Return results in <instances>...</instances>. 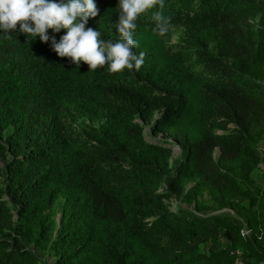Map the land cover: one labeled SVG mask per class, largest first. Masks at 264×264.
I'll return each instance as SVG.
<instances>
[{
    "label": "trees",
    "instance_id": "obj_1",
    "mask_svg": "<svg viewBox=\"0 0 264 264\" xmlns=\"http://www.w3.org/2000/svg\"><path fill=\"white\" fill-rule=\"evenodd\" d=\"M95 2L99 14L86 28L115 42L119 0ZM163 3L135 21L133 51L145 54L139 71L78 68L51 41L0 33V264H40L35 247L54 255L45 264L264 260V175H252V144L262 136L254 128L264 124V0ZM157 11L184 22L182 42L169 47L152 31ZM65 32L49 29L57 40ZM68 108L107 115L86 137L68 138ZM137 117L166 137L147 140ZM228 122L234 130L216 131ZM176 143L181 153L170 163ZM217 146L227 165L212 157ZM186 175L198 182L184 199L203 185L233 213L169 208Z\"/></svg>",
    "mask_w": 264,
    "mask_h": 264
},
{
    "label": "clouds",
    "instance_id": "obj_2",
    "mask_svg": "<svg viewBox=\"0 0 264 264\" xmlns=\"http://www.w3.org/2000/svg\"><path fill=\"white\" fill-rule=\"evenodd\" d=\"M161 10L163 0H119V21L115 28L120 38L113 42L100 39L99 30L87 27L89 17H96L99 9L95 0H0V33L19 31L31 39L39 36L44 43L51 41V48L61 58L68 57L79 68L83 61L90 71L108 64L112 73L125 68L137 71L144 63V52L137 56L133 49L139 47L133 32L137 27L135 21L140 14L156 5ZM170 17L162 11L153 13L156 22L152 31L160 36L167 33ZM19 25V28L17 27ZM66 32L57 40L49 34Z\"/></svg>",
    "mask_w": 264,
    "mask_h": 264
},
{
    "label": "rangeland",
    "instance_id": "obj_3",
    "mask_svg": "<svg viewBox=\"0 0 264 264\" xmlns=\"http://www.w3.org/2000/svg\"><path fill=\"white\" fill-rule=\"evenodd\" d=\"M252 27L255 29L258 26V17H254L251 19ZM185 31V24L182 21H173L168 28V31L165 35L161 36L165 44L169 47H174L179 42L183 41V35ZM158 113V111L156 112ZM107 110L102 109H88V110H76L75 108H68L63 111V117H64V134L68 138H84L88 135V129L89 128H98L100 127L106 118ZM135 121H137L140 124H143V132L145 135V138L150 141H161L166 137V132L162 130H158L156 132H153L150 129L149 123L150 121H144L141 118H136ZM217 132L227 131L231 132L234 130V124L232 122H228L224 128L215 126ZM261 128H263L261 130ZM255 131H258L257 134L261 133L262 136L259 139V137H256L255 143L252 144L258 153V156L256 159L253 160V169H252V175L255 178H259L260 175H264V124L255 127ZM172 137L169 136L168 139H171ZM181 148L178 143L172 145L171 153L169 155V161L170 163H173L175 159L180 155ZM221 149L219 146L215 147L212 150V157L220 161L222 164L227 165L230 160H226L221 156ZM222 158V159H220ZM4 167V160L0 159V168ZM0 180L3 181V175H0ZM198 182V177L193 175H186L183 178V183L181 185V192L178 195H173L169 199L166 200V203L169 208L175 209L179 205L180 207H186L191 210L202 212L206 211L208 213H215V212H222V213H233V210L230 208L229 204L226 202H223L221 200L215 199L210 190L206 187L201 185L199 188H196L194 190V196L191 200L184 199V194L187 190H189L191 187H194L196 183ZM160 186H166L163 182ZM177 201H180L179 203ZM61 216L60 206L56 204L54 214H53V220L55 222L53 234L56 232V228L59 224ZM33 246V245H31ZM34 247V246H33ZM40 255V264H45L44 262L48 261L51 262L54 259V255L47 251L42 250L38 247H35ZM259 264H264V260H262Z\"/></svg>",
    "mask_w": 264,
    "mask_h": 264
},
{
    "label": "built area",
    "instance_id": "obj_4",
    "mask_svg": "<svg viewBox=\"0 0 264 264\" xmlns=\"http://www.w3.org/2000/svg\"><path fill=\"white\" fill-rule=\"evenodd\" d=\"M251 232V228L248 227L246 224H244L241 228H240V233L241 235H248ZM238 264H242L243 261L241 259H237Z\"/></svg>",
    "mask_w": 264,
    "mask_h": 264
}]
</instances>
